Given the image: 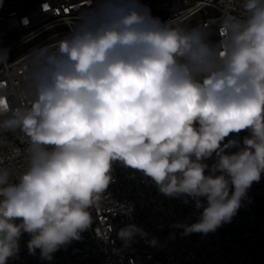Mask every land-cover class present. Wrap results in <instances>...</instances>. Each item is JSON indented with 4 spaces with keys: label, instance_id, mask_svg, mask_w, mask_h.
Listing matches in <instances>:
<instances>
[{
    "label": "clouds",
    "instance_id": "9594fccd",
    "mask_svg": "<svg viewBox=\"0 0 264 264\" xmlns=\"http://www.w3.org/2000/svg\"><path fill=\"white\" fill-rule=\"evenodd\" d=\"M241 7L213 33L162 21L142 0H90L67 33L25 54L28 103L0 94V137L19 130L25 145L15 179L0 161V264L25 233L49 261L80 240L116 163L202 209L175 225L184 235L231 222L264 173V0ZM9 53L0 48V65ZM137 234L129 224L118 236Z\"/></svg>",
    "mask_w": 264,
    "mask_h": 264
},
{
    "label": "built area",
    "instance_id": "2783aa9c",
    "mask_svg": "<svg viewBox=\"0 0 264 264\" xmlns=\"http://www.w3.org/2000/svg\"><path fill=\"white\" fill-rule=\"evenodd\" d=\"M154 17L171 20L185 27H201L216 33L222 17L240 15L242 0H142ZM90 0H3L0 6V48L10 52L34 42L33 46L55 42L68 32L80 11ZM199 15L198 20L194 18ZM213 41L218 35H212ZM32 46V47H33ZM31 47V48H32ZM25 53L0 65V94L12 107L26 105L28 95ZM246 132L236 138L242 142ZM0 161L12 170L13 179L24 170L25 147L19 130L2 134ZM19 149L20 152L16 150ZM234 151V149H232ZM211 166L215 157L205 161ZM110 184L97 209L93 223L81 239L61 247L45 260L39 250L30 254L28 234L20 239V251L8 264H264V173L254 182L242 207L215 232L183 234L177 224L197 222L201 210L194 201L167 197L141 172L116 163ZM203 199V198H202ZM206 202V201H205ZM132 209L130 215L127 209ZM129 224L141 227L139 234L125 244L119 230ZM153 238L155 245L149 243Z\"/></svg>",
    "mask_w": 264,
    "mask_h": 264
},
{
    "label": "water",
    "instance_id": "95a60500",
    "mask_svg": "<svg viewBox=\"0 0 264 264\" xmlns=\"http://www.w3.org/2000/svg\"><path fill=\"white\" fill-rule=\"evenodd\" d=\"M34 42L23 44L9 53V61L25 53L29 48L33 46Z\"/></svg>",
    "mask_w": 264,
    "mask_h": 264
},
{
    "label": "rangeland",
    "instance_id": "374dc122",
    "mask_svg": "<svg viewBox=\"0 0 264 264\" xmlns=\"http://www.w3.org/2000/svg\"><path fill=\"white\" fill-rule=\"evenodd\" d=\"M199 18V15H197L195 18H194V21L198 20Z\"/></svg>",
    "mask_w": 264,
    "mask_h": 264
}]
</instances>
